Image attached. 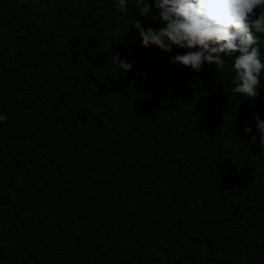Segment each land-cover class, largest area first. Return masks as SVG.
I'll list each match as a JSON object with an SVG mask.
<instances>
[{"label":"trees","instance_id":"1","mask_svg":"<svg viewBox=\"0 0 264 264\" xmlns=\"http://www.w3.org/2000/svg\"><path fill=\"white\" fill-rule=\"evenodd\" d=\"M137 19L0 0V264H264V80L234 97L229 68L170 63L185 50L142 47Z\"/></svg>","mask_w":264,"mask_h":264},{"label":"clouds","instance_id":"2","mask_svg":"<svg viewBox=\"0 0 264 264\" xmlns=\"http://www.w3.org/2000/svg\"><path fill=\"white\" fill-rule=\"evenodd\" d=\"M121 12L131 4L140 19L132 21L141 46L156 47L171 54L173 48L185 50L170 63L199 72L204 65L233 73L231 94L255 100L264 77V46L255 34H264V0H114ZM141 20L144 22L141 23ZM158 22L157 29L145 27ZM112 66L127 73L133 65L117 53ZM133 86L135 81L130 82ZM259 145L264 146V119L253 113ZM251 135L253 128L246 125ZM257 137L251 136L256 143Z\"/></svg>","mask_w":264,"mask_h":264}]
</instances>
